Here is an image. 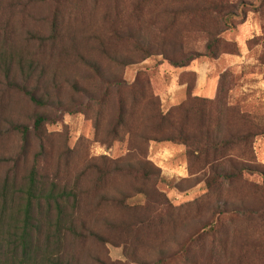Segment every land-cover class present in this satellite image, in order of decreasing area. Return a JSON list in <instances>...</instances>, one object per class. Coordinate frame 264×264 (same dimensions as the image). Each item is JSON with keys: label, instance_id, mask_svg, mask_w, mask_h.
<instances>
[{"label": "rangeland", "instance_id": "obj_1", "mask_svg": "<svg viewBox=\"0 0 264 264\" xmlns=\"http://www.w3.org/2000/svg\"><path fill=\"white\" fill-rule=\"evenodd\" d=\"M53 23L57 42L40 43ZM132 36L165 50L147 56ZM21 65L56 74L66 106L9 87ZM202 118L225 134H258L221 148L151 138L174 132L170 119L198 130ZM13 121L27 128L25 151ZM228 159L264 170V0H0V205L19 222L35 172L43 195L33 203L32 264H264V176L217 181L210 162L229 169ZM115 161H150L160 175L111 170L97 185V166ZM119 192L125 205L110 200ZM223 203L245 211L216 212ZM137 217L129 232L108 225ZM126 243L147 262L125 255Z\"/></svg>", "mask_w": 264, "mask_h": 264}, {"label": "trees", "instance_id": "obj_2", "mask_svg": "<svg viewBox=\"0 0 264 264\" xmlns=\"http://www.w3.org/2000/svg\"><path fill=\"white\" fill-rule=\"evenodd\" d=\"M59 35L58 26L53 23L51 31L48 35H36V39L40 43H51L54 45L57 42ZM35 37V35H32ZM134 45L146 52L149 56L153 53L165 50L160 43L151 41L140 36H132ZM116 61L120 63H125L127 60L124 56H115ZM85 62L91 67L94 75L99 77L104 82H112V75L106 72L105 68L94 59H86ZM8 86L19 90L30 97V99L38 105L43 106H66V101L59 95L60 85L57 82V75L53 76L40 75L36 76L26 69L24 65H21L15 69L14 75H7ZM33 86L37 87L34 88ZM40 87V89H38ZM73 88L77 91H83L86 89L82 87L79 83L75 82ZM56 92V93H55ZM45 120V115L39 113L35 117L37 127L40 126ZM126 120V111L124 105L120 106L119 116L117 118L118 124H124ZM171 125L175 126L174 132H164L161 135H154L151 137L156 140H172V141H182L184 143H197L198 144H215L216 146H227L230 143L238 140H248L249 138L257 135L258 133L252 129H238L236 132H226L215 131L210 122L205 123V118H202V127L197 129L188 130L186 119H170ZM11 128L20 130L23 135V147L22 151L26 150L28 144V131L25 125L22 123L12 122ZM219 148V149H220ZM105 159H109L107 156H103ZM211 163V169L217 176L216 180L220 178L231 179L236 176L245 173H259L264 176V170L256 164L238 161L234 159H228L230 168L226 169L222 167V162L220 160H214ZM222 167V168H221ZM97 172L99 177H97L96 184L100 185L107 173L111 170H123L128 172H141L145 179H149L152 176L160 175V168L155 166L150 161H115L112 168L106 167L102 164L97 166ZM53 192V191H52ZM50 197H54L53 193H49ZM4 195V194H3ZM2 195V197H3ZM43 192L40 189L38 181L35 177V172H33L29 179V185L25 191L26 201L22 208V219L18 222L13 220H7L5 218V208L0 205V264H32V261L38 257L37 250L34 245L33 232L35 230V223L37 220L36 210L33 208V203ZM127 193L119 192L117 195L112 196L110 200L114 203L125 205ZM55 203H58V199L54 198ZM234 209H232V207ZM238 205L234 203H223L216 206V212H229V211H245L244 208L237 207ZM144 219H139V217L134 219H111L108 221V225L111 229L118 231H132L141 224ZM99 239H102V235H97ZM165 253L164 250L160 251ZM125 255L132 257L136 261L147 262V259L142 255H139L135 248L124 244ZM45 254L43 255V261L45 260ZM50 257V256H49ZM49 257L47 259L49 260ZM48 262V261H44ZM42 262V263H44ZM49 264V263H48Z\"/></svg>", "mask_w": 264, "mask_h": 264}]
</instances>
